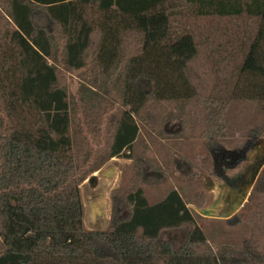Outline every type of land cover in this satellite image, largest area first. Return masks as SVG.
<instances>
[{
  "label": "trees",
  "instance_id": "16d2710c",
  "mask_svg": "<svg viewBox=\"0 0 264 264\" xmlns=\"http://www.w3.org/2000/svg\"><path fill=\"white\" fill-rule=\"evenodd\" d=\"M188 17L254 23L226 96L202 97L191 81L198 47ZM67 74L79 80L76 97L67 92ZM108 86L125 108L117 114ZM228 99L264 104V0H0V264L264 258V168L246 214L227 219L249 228L236 244L211 245L176 190L149 204L136 162L128 184L111 192L107 228L83 227L82 183L113 158L131 159L142 110L196 101L207 131L224 138ZM205 203L203 193L194 195L196 209ZM186 225L177 249L160 239Z\"/></svg>",
  "mask_w": 264,
  "mask_h": 264
},
{
  "label": "rangeland",
  "instance_id": "374dc122",
  "mask_svg": "<svg viewBox=\"0 0 264 264\" xmlns=\"http://www.w3.org/2000/svg\"><path fill=\"white\" fill-rule=\"evenodd\" d=\"M36 23L42 25L44 19L37 18ZM254 27L253 21L244 18L236 22L186 18V28L198 47V55L190 63V77L202 97L216 93L226 96V86L239 62L238 47L245 42ZM232 33H238V43L234 41ZM66 78L69 97H76L80 84L77 75L67 74ZM107 88L111 89L109 86ZM110 95L114 103L111 113L117 114L125 109L115 90L111 89ZM136 121L139 133L132 145L131 159L113 158L91 175L94 178L91 183L88 179L82 183L83 227L86 230L101 231L107 228L112 208L111 192L128 184L133 162H136L141 171V187L149 204L159 202L169 191L176 190L211 245L236 244L243 237H248L250 233L246 226H232L227 219L201 217L192 199L196 193H203L206 203L202 208H206L215 197L216 190L213 189L211 193L204 187L205 178L212 174V152L218 148L236 149L264 139V104L228 99L224 138H217L207 131L206 111L196 101L185 105L151 104L142 110ZM211 181L217 184L215 179ZM247 200L244 208L237 213L246 214ZM126 213L123 207L121 216L124 217ZM189 230L190 226L186 225L176 230L162 231L160 239L177 249ZM258 247L264 253L263 238ZM225 261L264 264V258L247 259L238 256Z\"/></svg>",
  "mask_w": 264,
  "mask_h": 264
},
{
  "label": "flooded vegetation",
  "instance_id": "af4514ba",
  "mask_svg": "<svg viewBox=\"0 0 264 264\" xmlns=\"http://www.w3.org/2000/svg\"><path fill=\"white\" fill-rule=\"evenodd\" d=\"M211 156L212 174L207 176L209 180L206 181V185L212 189V192L213 189L216 191L209 206L213 203V214L220 215L237 205L242 198L246 190L248 171L264 157V141L258 140L247 146L231 150L218 148L212 152ZM240 166V170L235 171ZM243 176H245L244 180ZM212 178L217 181V184L211 181ZM244 203L245 201L239 206L237 212L244 208Z\"/></svg>",
  "mask_w": 264,
  "mask_h": 264
},
{
  "label": "water",
  "instance_id": "95a60500",
  "mask_svg": "<svg viewBox=\"0 0 264 264\" xmlns=\"http://www.w3.org/2000/svg\"><path fill=\"white\" fill-rule=\"evenodd\" d=\"M260 141H264V139H260ZM264 165V157L259 160L257 162V164L252 167L248 173H247V176L248 178L246 179V190L245 192L243 193V196L242 198L239 200V202L237 203V205H235L234 207H231L226 213H223V214H220V215H214L213 214V209H214V204L212 203L210 206L206 207V208H202V209H199L197 210V213L201 216V217H215V218H218V219H229L230 217H232L238 210L239 206L247 200L248 196L250 195V192H251V189L257 179V176L260 172V170L262 169ZM93 176L89 177L88 178V182H91L93 180ZM242 179L244 180L245 179V176L242 177ZM209 178L206 177L205 178V189L207 191H212V189L210 187H208L206 185V181H208Z\"/></svg>",
  "mask_w": 264,
  "mask_h": 264
}]
</instances>
